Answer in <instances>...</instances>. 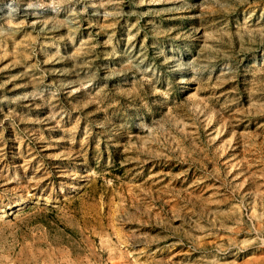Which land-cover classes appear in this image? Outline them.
Wrapping results in <instances>:
<instances>
[{"label": "rangeland", "instance_id": "374dc122", "mask_svg": "<svg viewBox=\"0 0 264 264\" xmlns=\"http://www.w3.org/2000/svg\"><path fill=\"white\" fill-rule=\"evenodd\" d=\"M0 264H264V0H0Z\"/></svg>", "mask_w": 264, "mask_h": 264}]
</instances>
